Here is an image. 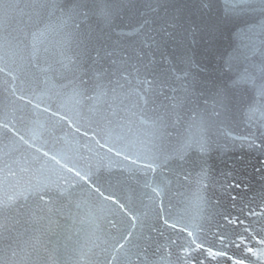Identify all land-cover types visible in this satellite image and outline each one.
Listing matches in <instances>:
<instances>
[{
    "label": "water",
    "instance_id": "95a60500",
    "mask_svg": "<svg viewBox=\"0 0 264 264\" xmlns=\"http://www.w3.org/2000/svg\"><path fill=\"white\" fill-rule=\"evenodd\" d=\"M0 264H264V0H0Z\"/></svg>",
    "mask_w": 264,
    "mask_h": 264
},
{
    "label": "snow or ice",
    "instance_id": "6c2138e0",
    "mask_svg": "<svg viewBox=\"0 0 264 264\" xmlns=\"http://www.w3.org/2000/svg\"><path fill=\"white\" fill-rule=\"evenodd\" d=\"M249 251H251V249H249Z\"/></svg>",
    "mask_w": 264,
    "mask_h": 264
}]
</instances>
